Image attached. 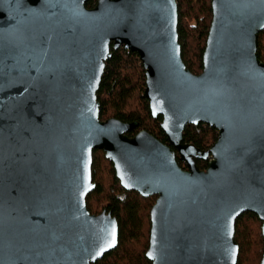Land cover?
Segmentation results:
<instances>
[{"label": "water", "instance_id": "water-1", "mask_svg": "<svg viewBox=\"0 0 264 264\" xmlns=\"http://www.w3.org/2000/svg\"><path fill=\"white\" fill-rule=\"evenodd\" d=\"M88 1L0 0V264H95L116 249V219L86 207L94 150L124 190L157 197L151 264H236L240 215L264 240V0L210 1L199 75L181 58L176 0ZM111 47L138 56L168 146L100 120ZM200 124L217 131L203 152L183 139Z\"/></svg>", "mask_w": 264, "mask_h": 264}, {"label": "trees", "instance_id": "trees-1", "mask_svg": "<svg viewBox=\"0 0 264 264\" xmlns=\"http://www.w3.org/2000/svg\"><path fill=\"white\" fill-rule=\"evenodd\" d=\"M178 12V43L181 58L192 74L202 72V54L212 19L211 0H176ZM97 0H89L86 7L91 9ZM105 62L97 100L100 104L101 121L117 119L123 123L137 122V127L127 135L133 137L146 131L162 143H166L160 123L161 117L153 119L148 101L143 97L145 72L135 53L119 48ZM257 55L264 63V30L258 34ZM184 142L194 145L201 151L208 150L217 140V131L203 124L187 125L183 131ZM105 163V164H104ZM182 167V163L177 160ZM197 168L206 170V161H196ZM106 165L109 184L102 180V170ZM92 181L95 189L86 198L90 214L110 213L118 224V245L115 250L104 255L95 264H151L145 257L150 237V210L155 197L143 198L138 193L126 191L115 177L113 166L102 151L94 150L91 166ZM96 201V202H95ZM258 220L252 213H244L235 221L234 240L239 254L236 264H243L252 241L247 231L248 223ZM261 241L263 253L264 240ZM262 258V257H261ZM261 261V260H260Z\"/></svg>", "mask_w": 264, "mask_h": 264}, {"label": "rangeland", "instance_id": "rangeland-1", "mask_svg": "<svg viewBox=\"0 0 264 264\" xmlns=\"http://www.w3.org/2000/svg\"><path fill=\"white\" fill-rule=\"evenodd\" d=\"M105 164V163H104ZM102 180L105 184L110 183L109 176L107 174L106 165H104L102 170ZM96 202V201H95ZM247 231L249 233V239L252 241L250 251L246 253L243 264H259L262 252H261V241L259 236L261 235V222L259 220H253L248 223Z\"/></svg>", "mask_w": 264, "mask_h": 264}, {"label": "flooded vegetation", "instance_id": "flooded-vegetation-1", "mask_svg": "<svg viewBox=\"0 0 264 264\" xmlns=\"http://www.w3.org/2000/svg\"><path fill=\"white\" fill-rule=\"evenodd\" d=\"M150 114H151V113H150ZM158 117H160V116H158ZM158 117H157V118H158ZM152 118H153V117H152ZM157 118H156V119H157ZM153 119H154V118H153ZM161 122H162V117H161ZM160 124H161V123H160ZM198 126H199V125H198ZM160 128H161V127H160ZM130 132H131V131H130ZM130 132H128V133H130ZM145 132H146V131H145ZM162 132H163V131H162ZM128 133H127V134H128ZM127 134H126V135H127ZM148 134H149V133H148ZM163 134H164V133H163ZM164 135H165V134H164ZM127 136H128V135H127ZM134 136H135V135H134ZM151 136H152V135H151ZM128 137H129V136H128ZM165 137H166V136H165ZM130 138H131V137H130ZM155 139H156V138H155ZM158 141H159V140H158ZM159 142H160V141H159ZM161 143H162V142H161ZM162 144L168 146L167 139H166V143H162ZM200 151H201V150H200ZM206 151H207V150H206ZM202 152H203V151H202ZM103 154H104V153H103ZM104 157H105V156H104ZM177 160L180 162V160H179V158H178V156H177V154H176V161H177ZM107 161H108V160H107ZM196 161H203V160H195V162H196ZM108 162H109V161H108ZM206 162L208 163V160H207ZM111 164H112V163H111ZM177 164H178V163H177ZM112 166H113V165H112ZM181 168H184L183 164H182V167H181ZM184 169H185V168H184ZM114 172H115V171H114ZM115 177H116V176H115ZM116 179H117V178H116ZM92 182H93V181H92ZM94 189H95V188H94ZM92 192H93V191H92ZM90 193H91V192H90ZM90 193H89V194H90ZM89 194H88V195H89ZM141 197H142V196H141ZM150 197H155V198H157L156 196H150ZM86 198H87V197H86ZM143 198H144V197H143ZM148 198H149V197H148ZM155 201H156V199H155ZM154 203H155V202H154ZM86 207H87V206H86ZM105 213H106V212H105ZM109 214H110V213H109ZM110 215H111V214H110ZM253 215H254V214H253ZM149 217H150V214H149ZM256 217H257V216H256ZM113 218H114V217H113ZM257 219H258V218H257ZM258 220H259V219H258Z\"/></svg>", "mask_w": 264, "mask_h": 264}, {"label": "snow or ice", "instance_id": "snow-or-ice-1", "mask_svg": "<svg viewBox=\"0 0 264 264\" xmlns=\"http://www.w3.org/2000/svg\"><path fill=\"white\" fill-rule=\"evenodd\" d=\"M114 242V241H113Z\"/></svg>", "mask_w": 264, "mask_h": 264}]
</instances>
